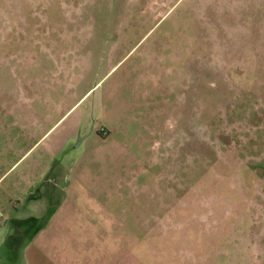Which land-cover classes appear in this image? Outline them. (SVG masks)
<instances>
[{
    "label": "rangeland",
    "instance_id": "374dc122",
    "mask_svg": "<svg viewBox=\"0 0 264 264\" xmlns=\"http://www.w3.org/2000/svg\"><path fill=\"white\" fill-rule=\"evenodd\" d=\"M38 160L124 179L139 264H264V0H0V264Z\"/></svg>",
    "mask_w": 264,
    "mask_h": 264
},
{
    "label": "crops",
    "instance_id": "0c3cea01",
    "mask_svg": "<svg viewBox=\"0 0 264 264\" xmlns=\"http://www.w3.org/2000/svg\"><path fill=\"white\" fill-rule=\"evenodd\" d=\"M73 106L45 131L42 138ZM75 132L73 128L57 131L47 150L56 153L63 149L75 137ZM96 132L102 137L110 133L104 125ZM43 161L36 162L40 167L32 172H36L37 177L34 179L32 174L27 187H33L35 180L43 183V177L51 169L47 197L40 203V209L45 211L5 219L3 228L9 227L3 244L12 253L10 256L15 261L22 259V264H139L136 249L141 242L137 231L139 219L137 227H133L132 222L128 223L120 216L124 179L114 178L110 186L103 183L109 176L100 175L97 169L91 168L93 164H99L98 160ZM103 161L107 166L109 160ZM136 163L138 160H133V164ZM134 188L138 190L137 185Z\"/></svg>",
    "mask_w": 264,
    "mask_h": 264
},
{
    "label": "flooded vegetation",
    "instance_id": "af4514ba",
    "mask_svg": "<svg viewBox=\"0 0 264 264\" xmlns=\"http://www.w3.org/2000/svg\"><path fill=\"white\" fill-rule=\"evenodd\" d=\"M29 231H31V230H29Z\"/></svg>",
    "mask_w": 264,
    "mask_h": 264
}]
</instances>
